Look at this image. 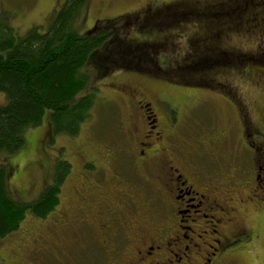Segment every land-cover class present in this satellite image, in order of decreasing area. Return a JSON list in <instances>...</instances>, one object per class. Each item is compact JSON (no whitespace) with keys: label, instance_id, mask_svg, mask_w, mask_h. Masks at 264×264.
<instances>
[{"label":"flooded vegetation","instance_id":"obj_1","mask_svg":"<svg viewBox=\"0 0 264 264\" xmlns=\"http://www.w3.org/2000/svg\"><path fill=\"white\" fill-rule=\"evenodd\" d=\"M96 2L97 16L85 31L119 20L129 29L124 42L143 57L137 72L105 85L125 99V144H104L96 135L79 144L70 200L78 214L75 264H224L229 245L249 235L246 219L264 215V118L253 119L255 100L239 95L225 68L264 64V0H140L112 19L101 17L109 0ZM242 37L248 42L233 40ZM168 47L179 55L173 73L157 63ZM115 61L103 75L112 73ZM159 77L219 93L237 113V142L247 160L220 162L218 146L234 135L215 123L196 140L203 157L194 158L193 147H177L179 105L148 88V78ZM257 77L253 81L264 88V76ZM65 162L62 180L71 172ZM70 204L60 221L72 213Z\"/></svg>","mask_w":264,"mask_h":264},{"label":"rangeland","instance_id":"obj_2","mask_svg":"<svg viewBox=\"0 0 264 264\" xmlns=\"http://www.w3.org/2000/svg\"><path fill=\"white\" fill-rule=\"evenodd\" d=\"M139 1L109 0L101 17L112 19ZM96 3V0L88 1V13L85 16L82 14L77 20L79 31L88 29L96 18ZM59 4L58 0H0V12L9 14L11 24L18 33L23 34L33 26L46 28L52 12L58 8ZM105 24L114 25L113 27L121 29L122 32L129 31L119 20ZM236 39L233 40L238 44L248 42L246 40L248 38L245 37ZM180 50L184 51L181 48ZM178 58L179 55L175 49L168 47L162 50L157 63L163 70L173 73L172 67L177 64ZM86 68L90 74L88 87L95 88V101L89 108L87 121L82 124V129L80 128V135L77 134L78 132L75 135L52 133L49 123L45 120L41 125L27 129L25 136L30 145L25 150L10 156H0V164L10 161V164L15 167V170L10 173L8 188L12 196L20 201L35 199L39 192L49 185L48 182L53 180L52 176L55 173L53 169H57L60 161L69 160L71 163V172L59 184L58 204L43 219L29 214L25 216L19 227L0 242V264H75L78 259L77 251L80 242L73 236L78 224V214L74 210V204H70V200L77 183L76 159L79 144L86 145V141H89L88 135L93 139L95 135L98 138L99 136L104 138L101 140L104 144L114 143L115 146L125 144L127 138L125 99L113 94L114 90L105 85L112 80L122 79L125 75L137 72L136 70H119L120 68L113 66L115 69L112 73L105 76L99 75L97 67L93 65H87ZM225 68L231 75L230 79L239 95L255 100V103L251 105V113L253 119L259 122L261 116L264 118V88L262 83L254 82L253 79H260L257 75L264 76V64L251 65L246 61ZM147 81L151 92L158 96L169 97L171 101L174 98L175 103L179 105L174 114L178 116L175 143L177 147H181L185 152L191 151L193 147L194 158H198L199 152L203 153L200 154L203 157L204 149L197 145L196 140L205 135L210 126L215 123L214 126L231 129L235 138L225 139L218 146L220 162L224 161V164L237 166L243 164L245 159L247 160L248 156L242 154L239 149L240 143L237 142L239 135L237 113L219 93L200 87H197L199 89L184 87L160 77L159 79L148 78ZM173 106L168 104L169 108ZM186 125L188 128L183 129ZM207 160L209 163L212 162L211 159ZM214 162L220 164L219 161ZM247 166L251 169L250 163H247ZM68 204L72 213L68 211V214L62 217L64 220L60 221L61 211H64V206ZM245 225L249 235L242 236L229 245L230 251L225 256L224 264H264V215L260 213L255 216L250 215ZM67 235H71L70 238Z\"/></svg>","mask_w":264,"mask_h":264},{"label":"trees","instance_id":"obj_3","mask_svg":"<svg viewBox=\"0 0 264 264\" xmlns=\"http://www.w3.org/2000/svg\"><path fill=\"white\" fill-rule=\"evenodd\" d=\"M58 1L46 28L33 26L23 34L11 24L9 14L0 12V156L25 150L30 145L25 132L45 120L52 133L78 132L95 101L87 65L97 67L99 75L115 60L121 70L139 69L142 52L124 42L121 29L79 31L77 20L87 14L89 0ZM13 170L10 161L0 164V242L27 214L47 217L58 204L68 164L60 161L52 183L31 201L17 200L10 193Z\"/></svg>","mask_w":264,"mask_h":264}]
</instances>
